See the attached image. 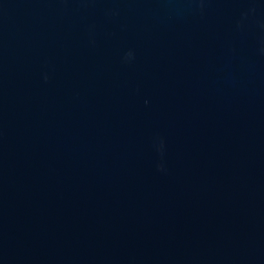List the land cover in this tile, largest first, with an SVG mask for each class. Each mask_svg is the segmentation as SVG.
Wrapping results in <instances>:
<instances>
[{
    "label": "water",
    "instance_id": "obj_1",
    "mask_svg": "<svg viewBox=\"0 0 264 264\" xmlns=\"http://www.w3.org/2000/svg\"><path fill=\"white\" fill-rule=\"evenodd\" d=\"M0 264H264V0H0Z\"/></svg>",
    "mask_w": 264,
    "mask_h": 264
}]
</instances>
